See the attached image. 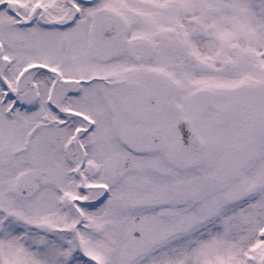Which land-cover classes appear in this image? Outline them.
<instances>
[{"label": "snow or ice", "instance_id": "snow-or-ice-1", "mask_svg": "<svg viewBox=\"0 0 264 264\" xmlns=\"http://www.w3.org/2000/svg\"><path fill=\"white\" fill-rule=\"evenodd\" d=\"M0 264H264V0H0Z\"/></svg>", "mask_w": 264, "mask_h": 264}]
</instances>
